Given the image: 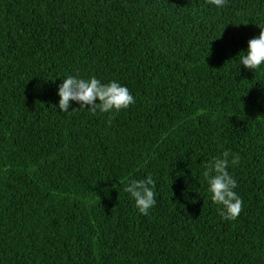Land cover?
<instances>
[{
    "label": "trees",
    "instance_id": "trees-1",
    "mask_svg": "<svg viewBox=\"0 0 264 264\" xmlns=\"http://www.w3.org/2000/svg\"><path fill=\"white\" fill-rule=\"evenodd\" d=\"M260 25L264 0H0V264H264V68L238 55ZM69 74L135 103L61 112ZM225 150L234 220L201 174Z\"/></svg>",
    "mask_w": 264,
    "mask_h": 264
},
{
    "label": "clouds",
    "instance_id": "clouds-1",
    "mask_svg": "<svg viewBox=\"0 0 264 264\" xmlns=\"http://www.w3.org/2000/svg\"><path fill=\"white\" fill-rule=\"evenodd\" d=\"M228 2L229 0H207L209 5L218 10L226 7ZM258 27L259 34L248 41L246 50L240 52L242 55L238 54L240 68L243 66L253 73L264 68V25ZM57 95L61 112L79 109L114 114L135 103V98L126 85L115 79L104 82L95 75L87 78L79 74L67 75L58 85ZM71 102L78 104V107L69 111ZM239 162V155L228 150L203 162L201 174L207 184L209 199L218 206L221 217L226 220L236 219L242 209L243 199L236 191L237 180L229 171L230 167L237 166ZM155 187L156 181L149 173L144 178L130 180L124 191L134 202L138 212L147 215L157 204Z\"/></svg>",
    "mask_w": 264,
    "mask_h": 264
}]
</instances>
